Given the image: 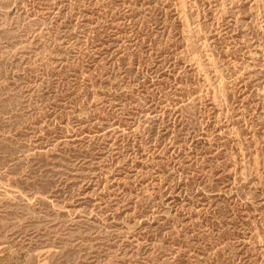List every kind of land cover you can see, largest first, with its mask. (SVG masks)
<instances>
[{
	"label": "rangeland",
	"instance_id": "1",
	"mask_svg": "<svg viewBox=\"0 0 264 264\" xmlns=\"http://www.w3.org/2000/svg\"><path fill=\"white\" fill-rule=\"evenodd\" d=\"M0 264H264V0H0Z\"/></svg>",
	"mask_w": 264,
	"mask_h": 264
}]
</instances>
